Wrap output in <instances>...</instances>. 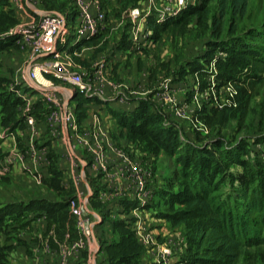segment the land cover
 <instances>
[{
  "label": "crops",
  "instance_id": "crops-1",
  "mask_svg": "<svg viewBox=\"0 0 264 264\" xmlns=\"http://www.w3.org/2000/svg\"><path fill=\"white\" fill-rule=\"evenodd\" d=\"M108 1L114 10L111 17L102 0L90 8L91 15L98 11L105 14L103 28L94 36L92 44L74 49L73 30L65 44L76 60L75 73L88 80L93 90L90 94L93 101L83 105L85 118L78 128L79 131L90 128L98 121L101 129L124 150L126 164L151 168L153 204L134 212L136 200L132 183L121 179L117 168L98 174L88 163V153L74 137V119H63L68 109L75 112L76 101L70 97L73 87L51 83L48 84L50 89L36 88L28 76L31 68L28 54L14 46L0 49V78L4 80L0 93L5 91L19 100L15 114L20 121L13 131H8L6 111L0 104V206L26 204L32 200L68 202L65 221L50 219L44 210L16 222L9 220L0 230L4 264H110L106 247L120 239L114 222H122L128 228V223L134 221L154 237L152 246L141 247L138 264H187L183 228L171 227L157 215L160 210L155 205L167 176L159 177L155 167L157 160L168 158L141 150L128 137L126 129L118 125L113 114L128 115L147 102L153 113L163 117V127L177 132L182 145L197 146L198 129L195 125L192 127V121L206 123L213 112H219L222 107L218 104L217 98L222 97L217 90L224 93L225 86L216 82L220 72L215 64L225 60L226 53L217 49L206 62L210 31L200 35L195 22L188 29L191 36L185 39L172 41L168 35L160 42H153V31L147 19L160 23L172 17L182 8L175 1L142 0L124 10L120 9L118 0ZM44 13L65 15L71 26L78 20L70 0H22L21 7L13 6L10 0H0V42L12 40L7 37L8 32L34 22ZM118 13L122 19L127 18V25L124 20L115 19ZM5 17L13 18L15 23L7 27ZM193 61H197L199 69H191ZM162 62L163 67L159 65ZM164 84L173 92V106L159 100ZM45 92L55 93L60 105H48ZM211 93L216 95L214 100ZM194 97H198L199 106ZM52 112L56 116L50 120ZM28 116L35 121L31 128L27 124ZM203 127L205 132L202 133H209L210 126L206 123ZM120 166L123 173L129 168L125 164ZM52 170L58 173V189L51 185ZM28 173L35 176L30 175L31 179ZM17 179L25 183H18ZM41 192L46 195L39 198ZM83 226L90 229L89 235L83 234ZM164 249L169 251L166 257L162 256Z\"/></svg>",
  "mask_w": 264,
  "mask_h": 264
},
{
  "label": "trees",
  "instance_id": "trees-1",
  "mask_svg": "<svg viewBox=\"0 0 264 264\" xmlns=\"http://www.w3.org/2000/svg\"><path fill=\"white\" fill-rule=\"evenodd\" d=\"M139 1L142 0H118V4L120 9L124 10ZM209 2H215V14L209 20L202 19L199 15L207 17L209 14L207 12ZM199 4L200 2L190 4L175 16L168 17L160 23L148 18L147 24L153 31L151 36L153 42H160L168 35H171L172 41L185 39L191 36L192 32L188 29L195 22L201 32L200 35L210 31V40L207 43L210 49L206 55V62L217 49L226 53L225 60H218L215 64L220 77L224 80L249 67L250 64L255 66L264 62V46L257 48L246 41L252 33L254 36L264 34V22L249 27L247 32L237 33L238 23L249 19L250 0H202ZM194 18L196 21L193 22ZM5 22L8 27L13 25L15 20L5 17ZM93 39L94 36L76 43L74 49L92 44ZM123 42L125 35L121 41L122 45ZM10 46L17 48L14 39L7 43L0 42V49ZM190 65L192 70L200 68L197 61L191 62ZM3 84L4 80L0 78L1 90L4 89ZM72 100L76 101L75 122L79 126L85 118L83 105L92 102L93 98L75 93ZM237 102V109L213 112L212 117L207 119L208 125L224 127L232 118L240 120L245 113L248 96L240 94ZM18 103L19 100L13 98L11 94L5 91L0 93V104L6 111L5 127L8 131H13L20 122L15 114V106ZM113 116L141 150L155 155L162 154L169 160L177 156L178 163L172 165V171L165 178L164 189L157 193L155 205L160 210L157 215L164 218L171 227L183 228L187 242V264H254L250 251L264 247V230L262 233L250 230V215L254 213L258 215V224L264 227V185L258 182V186L250 190L257 178L250 176V162L240 156L241 146L236 147L235 153H230L227 149H222L224 143L220 138H215V142L211 144L215 148H220L226 161L242 169L241 174L236 177L240 182L239 188H233L230 184L231 191L224 193L222 189L226 178L221 175L222 168L219 162L215 163L216 160L211 158L209 160L205 148L190 143L182 145L177 132L163 127V117L153 113L149 103L143 102L128 115ZM213 162L215 164H212ZM52 173L54 177L51 185L58 189V173L55 170H52ZM232 197L233 200L237 199L235 205L245 215L248 214V217H241V214L233 209ZM41 210L54 221L68 219L66 201L51 203L32 200L26 204H6L0 206V230L7 226L9 220L16 222L23 216ZM114 223L120 239L106 247L110 264H138L141 246L129 227L126 228L122 222ZM4 261L5 256L0 252V264H4Z\"/></svg>",
  "mask_w": 264,
  "mask_h": 264
},
{
  "label": "built area",
  "instance_id": "built-area-1",
  "mask_svg": "<svg viewBox=\"0 0 264 264\" xmlns=\"http://www.w3.org/2000/svg\"><path fill=\"white\" fill-rule=\"evenodd\" d=\"M10 1L15 7H21L22 5V0ZM70 1L78 15L76 24L71 26L65 15L44 13L37 20L26 26L13 28L8 32L7 37L14 39L18 50L28 54V58L31 60L28 76L36 88L50 89L51 87L48 84L60 83L73 87L70 94L71 98L75 93L90 97L93 92L92 87L88 80L75 73L74 58L70 51L66 49L65 44L72 30L75 44L97 35L103 28L105 14L102 11H98L95 15L90 13L91 6L98 5L99 0ZM167 1L177 2L182 6V9L187 6L186 0ZM192 1L194 2L190 4L199 2V0ZM181 10L174 13L178 14ZM227 91L229 96L234 99L237 94L236 91L230 85L227 86ZM133 93L131 92V94ZM45 94V100L48 105L51 107L60 105L61 102L57 100L55 93L45 92ZM159 100L172 106L174 105L173 92L167 84L163 85V92L159 95ZM65 101L63 100V103L68 105ZM194 101L199 106L198 97H194ZM233 104L235 105V101ZM55 116V112H52L49 119L52 120ZM63 119L66 121L74 119L72 126L74 137L88 153L89 162L98 174L108 172L110 168H117L118 176L132 183L136 200L134 212L153 204L152 170L149 166L126 164L128 160L124 150L110 139L108 132L101 129L98 121H95L90 128L79 131L75 122V112L68 109ZM27 124L30 128L35 124L32 116L27 117ZM197 126L195 125V127ZM121 164L129 167L124 173L122 172ZM74 204V202H71V205ZM128 226L141 247L148 248L154 244V237L151 232L138 221L130 222ZM82 232L89 235L90 229L83 226ZM168 254L169 251L164 249L162 256L166 257Z\"/></svg>",
  "mask_w": 264,
  "mask_h": 264
},
{
  "label": "rangeland",
  "instance_id": "rangeland-1",
  "mask_svg": "<svg viewBox=\"0 0 264 264\" xmlns=\"http://www.w3.org/2000/svg\"><path fill=\"white\" fill-rule=\"evenodd\" d=\"M192 2L194 1L186 0L187 6ZM199 2L201 4L202 0H200ZM102 5L108 12V17H111L110 15L114 14V10L111 8V4L109 3V1L102 0ZM215 9V2H209L207 4V12L209 13L208 16L204 17L206 15L201 14L199 15V17L209 20L210 17L215 14ZM249 14V19L238 23L239 29L237 33H241L242 31L247 32V29L249 27L251 28L264 22V0H250ZM115 15H118V17L115 16V19H122L121 13ZM122 20H124L122 22L127 25V18L125 17ZM68 21L70 24V20ZM194 21H196L195 18L193 22ZM254 35L255 34L252 33L251 36L246 38V41L250 42V45L257 48H259L260 46H264V34H258L256 36ZM162 64L164 65L163 62L159 63L161 67H163ZM165 76L167 77L166 74ZM226 79L227 80H224L220 76H216V82H220L221 86H225L224 93L221 92L220 89L217 90L218 95L222 97L221 100L217 98L218 104L222 106L220 107L219 112L228 109H237L238 97L240 94H242L248 96V102L245 107L244 115L240 120L238 118H232L224 127L210 126L209 133L208 131L206 132L207 134L202 132H205V128L203 126H205L206 123L209 124L208 122H200L198 124L195 123V120H193L192 127L194 125H198L196 127L198 129L196 135L199 136L196 138V141H198L197 146L205 148L206 156L209 158V160L215 159V163L219 162L218 164L222 168L221 175L226 178L225 186L222 190L224 193H229L231 191V188L229 187L230 184H232L233 188H239L240 182L236 177L241 174L242 169L238 166L232 165V163H230L229 161H226L223 158V152L220 150V148H215L211 145L213 144V142H215V138H220V140H222L224 143L222 149H227L230 153H235L236 147L241 146L242 153L240 156L243 157L244 160H248L250 162V176L252 175L257 178L255 184L250 187V190L258 186V182L260 185H264V62L255 66L250 64L249 67L244 68L242 71H239L237 74H233L231 75V77H228ZM229 85L237 93L234 99L231 98L228 94L227 86ZM211 96L214 100V97L216 95L215 93H211ZM234 101L235 105L233 104ZM215 105L217 106V104ZM241 109H244V107H241ZM177 163V156H175L171 160L165 159L163 157L160 158L159 160H157V164L155 167L156 174L159 177L160 175L164 176V174L168 175V172L171 171V167H173L172 165H177ZM215 163L213 162L212 164ZM18 168L20 169V167ZM178 168H180V166H178ZM22 174L26 175V172L23 171ZM28 175H31L32 177L35 176L32 173H28ZM17 181L18 183H25V181L20 179H17ZM44 195H46V193L41 192L38 197L42 198ZM236 201L237 199L233 200L232 197L231 202L233 209L238 211L241 214V217H248V214L245 215V213L237 205H235L234 202ZM258 219L259 217L255 213L250 215V230H258V233H262L264 227L258 224ZM250 255L254 260V264H262V256L264 258V247H259V249H257L256 251H250Z\"/></svg>",
  "mask_w": 264,
  "mask_h": 264
},
{
  "label": "water",
  "instance_id": "water-1",
  "mask_svg": "<svg viewBox=\"0 0 264 264\" xmlns=\"http://www.w3.org/2000/svg\"><path fill=\"white\" fill-rule=\"evenodd\" d=\"M74 98V95L72 96V98L71 99H73Z\"/></svg>",
  "mask_w": 264,
  "mask_h": 264
}]
</instances>
